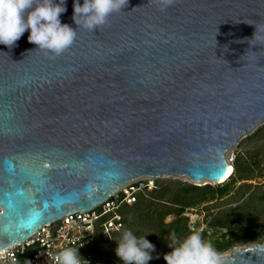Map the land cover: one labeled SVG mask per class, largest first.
<instances>
[{"label": "water", "instance_id": "obj_1", "mask_svg": "<svg viewBox=\"0 0 264 264\" xmlns=\"http://www.w3.org/2000/svg\"><path fill=\"white\" fill-rule=\"evenodd\" d=\"M73 4L61 55L28 30L0 44V252L142 177L218 182L225 153L264 122V41L249 44L264 0H128L93 31ZM253 249L228 264H264Z\"/></svg>", "mask_w": 264, "mask_h": 264}, {"label": "rangeland", "instance_id": "obj_2", "mask_svg": "<svg viewBox=\"0 0 264 264\" xmlns=\"http://www.w3.org/2000/svg\"><path fill=\"white\" fill-rule=\"evenodd\" d=\"M225 158L234 173L220 184L179 175L152 178L153 186L139 191L136 201L121 209L124 227L96 238L89 264H123L115 248L125 230L145 235L154 245L147 264H166L163 256L172 251L173 233L183 240L199 232L227 255L264 243V122L240 138Z\"/></svg>", "mask_w": 264, "mask_h": 264}, {"label": "clouds", "instance_id": "obj_3", "mask_svg": "<svg viewBox=\"0 0 264 264\" xmlns=\"http://www.w3.org/2000/svg\"><path fill=\"white\" fill-rule=\"evenodd\" d=\"M65 0H0V44L12 48L22 34L28 30L29 43L56 57L69 49L76 39L77 32L68 24H62L59 17L65 12ZM158 10L164 11L175 0H154ZM128 0H74L73 22L78 28L93 31L104 26L110 15L119 13L127 6ZM255 31L249 44L264 41V24L249 23ZM85 195H89L86 190ZM7 228V226H5ZM137 237L131 230H125L116 240L115 255L123 264H147L152 259L150 253L154 245L144 238ZM109 239H111L109 237ZM169 247L172 251L164 254L166 264H228L226 253L216 250L210 241L202 238L199 232L180 240L171 235ZM264 249V243L256 244L253 250ZM55 264H88L82 259L76 247L62 248L53 257ZM30 264V262H26Z\"/></svg>", "mask_w": 264, "mask_h": 264}, {"label": "built area", "instance_id": "obj_4", "mask_svg": "<svg viewBox=\"0 0 264 264\" xmlns=\"http://www.w3.org/2000/svg\"><path fill=\"white\" fill-rule=\"evenodd\" d=\"M152 178L133 180L94 208L76 211L43 225L24 241L0 252V264H55L53 257L66 247H76L80 257L89 264L96 238L124 227L121 209L132 205L139 191L150 189Z\"/></svg>", "mask_w": 264, "mask_h": 264}, {"label": "bare ground", "instance_id": "obj_5", "mask_svg": "<svg viewBox=\"0 0 264 264\" xmlns=\"http://www.w3.org/2000/svg\"><path fill=\"white\" fill-rule=\"evenodd\" d=\"M227 154H228V151H227ZM225 155H226V153H225ZM229 169H231L230 172L228 171ZM228 170H227L225 176L220 181L214 182V183H219V184L220 183H223V182H225L228 178H230L233 175V173H234V167H233V165L231 163L228 165ZM142 178H144V177H142Z\"/></svg>", "mask_w": 264, "mask_h": 264}, {"label": "snow or ice", "instance_id": "obj_6", "mask_svg": "<svg viewBox=\"0 0 264 264\" xmlns=\"http://www.w3.org/2000/svg\"><path fill=\"white\" fill-rule=\"evenodd\" d=\"M47 167V166H46ZM229 172L231 171V169L228 170Z\"/></svg>", "mask_w": 264, "mask_h": 264}]
</instances>
